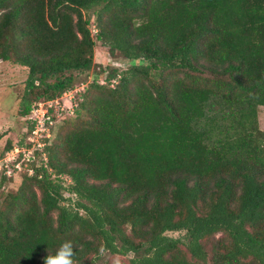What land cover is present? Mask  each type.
Here are the masks:
<instances>
[{
	"label": "trees",
	"instance_id": "1",
	"mask_svg": "<svg viewBox=\"0 0 264 264\" xmlns=\"http://www.w3.org/2000/svg\"><path fill=\"white\" fill-rule=\"evenodd\" d=\"M2 62L27 71L20 147L40 102L84 88L35 162L0 170V264L66 241L75 264H264V0H0Z\"/></svg>",
	"mask_w": 264,
	"mask_h": 264
},
{
	"label": "rangeland",
	"instance_id": "2",
	"mask_svg": "<svg viewBox=\"0 0 264 264\" xmlns=\"http://www.w3.org/2000/svg\"><path fill=\"white\" fill-rule=\"evenodd\" d=\"M94 61L96 64L103 65L104 67L112 66L123 69L128 66V63L124 60L112 59L109 56V50L100 44H97L95 47ZM92 76L89 77L88 81L92 80ZM26 78L27 71L23 67L9 62H2L0 64V162L3 159L7 160L10 158L11 154L7 157L5 155L8 143L10 142L13 145L18 146L28 128V123L25 118L19 117L18 114V95L20 94V89L22 88ZM83 88L84 84H80L79 87L77 86L75 91L67 93L60 100V104L63 107L62 110L65 109V111L62 115L59 114L60 112L54 113L57 122L52 130V133H50V137H53L54 132L61 128L67 117L72 116L69 111L73 110L75 99L77 98L75 95L77 92L82 91ZM259 120L261 128L264 130V108L260 109ZM3 165L4 163L0 164L2 167ZM18 177L19 176L15 174L14 180L9 181L1 192L5 194L9 191L17 190L21 182L20 177ZM177 235L178 234H175L174 236ZM129 262L130 257L105 255L101 264H130Z\"/></svg>",
	"mask_w": 264,
	"mask_h": 264
},
{
	"label": "built area",
	"instance_id": "3",
	"mask_svg": "<svg viewBox=\"0 0 264 264\" xmlns=\"http://www.w3.org/2000/svg\"><path fill=\"white\" fill-rule=\"evenodd\" d=\"M66 95V94H65ZM63 98V97H62ZM61 99H56L50 102H40L37 107L32 111V114L28 117V120L32 122L34 128L27 138L25 145L22 147L16 146L12 151L6 154V157L10 155L7 160L3 159L0 164L4 163L3 167L0 166V170L7 169L5 172L8 175H12L14 172H21L23 168H28L29 163L36 161V153L42 152L45 147V139H51L50 133L56 124V117L54 113L63 114L65 109L62 110L60 104ZM53 110V112H51ZM73 111V110H72ZM72 111H69L73 114ZM44 112V113H43ZM46 159L45 154H43ZM33 169H30L32 174Z\"/></svg>",
	"mask_w": 264,
	"mask_h": 264
},
{
	"label": "clouds",
	"instance_id": "4",
	"mask_svg": "<svg viewBox=\"0 0 264 264\" xmlns=\"http://www.w3.org/2000/svg\"><path fill=\"white\" fill-rule=\"evenodd\" d=\"M75 249L71 241L64 242L55 256L48 255L44 259V264H75Z\"/></svg>",
	"mask_w": 264,
	"mask_h": 264
}]
</instances>
